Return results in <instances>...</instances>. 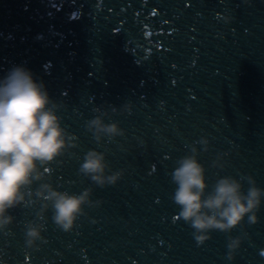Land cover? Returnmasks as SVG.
<instances>
[{
  "label": "water",
  "instance_id": "water-1",
  "mask_svg": "<svg viewBox=\"0 0 264 264\" xmlns=\"http://www.w3.org/2000/svg\"><path fill=\"white\" fill-rule=\"evenodd\" d=\"M14 66L44 84L77 138L33 189L92 188L103 203L85 206L71 232L49 210L38 250L24 233L39 205L10 210L0 264H264V199L256 224L246 217L201 246L171 199L176 161L201 137L210 145L198 156L209 191L226 175H252L264 189V0H0V80ZM129 102L130 115L112 116L125 135L97 143L85 127L93 109L111 114ZM90 149L123 170L114 186L79 173ZM218 154L223 169L212 166ZM244 232L228 260L227 236Z\"/></svg>",
  "mask_w": 264,
  "mask_h": 264
},
{
  "label": "clouds",
  "instance_id": "clouds-1",
  "mask_svg": "<svg viewBox=\"0 0 264 264\" xmlns=\"http://www.w3.org/2000/svg\"><path fill=\"white\" fill-rule=\"evenodd\" d=\"M248 3V0H245ZM232 20L225 16V22ZM62 105L54 102L44 84L34 79L32 72L23 66H14L0 80V230H5L15 219L10 210L22 205L36 208V219L25 227V242L29 248L38 250L37 241L46 242L45 214L51 210L52 221L64 232H71L76 221L86 216L85 206L99 207L103 201L91 199L93 189L80 193L57 190L45 180L49 165L70 149L77 147L76 137L62 126L58 115ZM95 115L85 123L86 130L100 143L105 138L112 141L123 137L125 130L114 114H131L132 104L125 103L121 109L111 108V114L101 107L93 109ZM106 120L108 122H106ZM197 145L202 146L198 149ZM209 140L201 137L190 146L189 154L176 161L171 173L176 185L171 197L179 207L178 218L193 229L197 246L211 239V232L230 234L241 226L247 217L248 224H256L264 189L257 185L252 175L219 177L211 186L206 182V169L198 160L200 151H209ZM218 154L212 166L223 169ZM79 173L90 178L100 188L114 186L123 176V170L112 172L106 154L95 149L87 151L79 166ZM244 182L247 191H244ZM94 222V221H93ZM247 232L239 236H227V259L233 260ZM264 256V250L260 253Z\"/></svg>",
  "mask_w": 264,
  "mask_h": 264
}]
</instances>
